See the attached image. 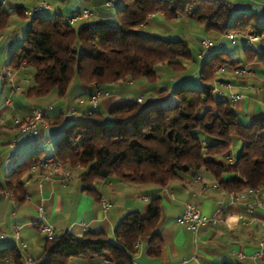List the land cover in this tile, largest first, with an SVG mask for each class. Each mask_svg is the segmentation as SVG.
I'll use <instances>...</instances> for the list:
<instances>
[{
    "label": "trees",
    "instance_id": "trees-1",
    "mask_svg": "<svg viewBox=\"0 0 264 264\" xmlns=\"http://www.w3.org/2000/svg\"><path fill=\"white\" fill-rule=\"evenodd\" d=\"M112 7L113 23L92 18L73 25L61 14L29 16L21 41L8 60L13 71L26 68L31 72L25 97L55 90L62 98L74 78L98 86L141 78L154 83L159 79L158 64L177 78L194 66L200 85L193 87L181 81L171 98L158 105L145 106L137 99L124 101L107 112L95 107L65 123L53 150L55 164L81 166V190L95 200H100L97 184L110 178L165 187L185 174L207 172L230 195L264 186V118L241 123L229 99L214 90L217 83L224 82L217 79L218 67L232 72L243 64L253 68L257 63L264 82V24L257 22L255 13H234L226 0H116ZM25 10L13 7L22 19L28 17ZM11 14L0 3V35ZM156 14L167 23H195L218 38L234 32L235 39L242 38L244 58L232 59L217 48L203 60L198 57L199 49L193 59L189 43L182 37L142 32L141 25ZM248 36L256 37L251 45L246 44ZM166 93L161 89L157 97ZM27 121L19 122V126ZM236 140L240 149L230 162V148ZM42 151L29 153L15 165L0 181V190L24 198L21 178L32 167L42 166ZM227 174L231 177L224 179ZM160 203V197L155 196L144 215L127 212L115 226L112 239L94 230L55 235L44 241L40 256L33 260L37 264H69L71 260L88 263L106 259L113 264H131L135 243L142 237L155 247L149 254L157 255ZM0 264H23L22 253L14 244L2 247Z\"/></svg>",
    "mask_w": 264,
    "mask_h": 264
},
{
    "label": "crops",
    "instance_id": "crops-1",
    "mask_svg": "<svg viewBox=\"0 0 264 264\" xmlns=\"http://www.w3.org/2000/svg\"><path fill=\"white\" fill-rule=\"evenodd\" d=\"M231 3L234 13L254 12L259 24H264V0H226ZM42 2L50 6L48 10H38L33 14L53 16L61 14L65 18L80 12L83 9L92 11L97 22L113 23L115 21L114 7H105L104 0H7L0 3L4 10L14 6L28 9ZM16 15V14H15ZM17 16V15H16ZM19 19L21 17L17 16ZM174 20L172 25H174ZM191 32H200L195 23L183 21ZM9 24L0 39V69L8 62L13 49L21 41L22 34L16 33ZM165 26L169 31L171 27L158 15H152L141 29L147 30L151 35H156L157 27ZM174 30V28H173ZM176 30V29H175ZM157 32V33H156ZM196 34V33H195ZM196 34V39L215 36ZM242 41V38H236ZM223 40L219 49H224ZM242 43V42H241ZM224 44V45H223ZM243 44V43H242ZM256 46V42L253 43ZM242 47H244L242 45ZM261 67L256 63L253 74L247 77L234 75L223 70L217 76L221 82L230 83L225 87L221 83L218 87L226 94H238L240 97L232 107L237 114H244L248 122L264 118V82L261 79ZM257 75H259L257 77ZM31 72L26 68L14 71V91H10V84L0 85V181L9 174L17 161L26 158L29 152L43 150L44 143L49 138L61 136L60 128L65 123L83 116L91 110L89 97L93 85H86L74 78L69 83L66 93L53 104L47 103L42 107L31 106V97H25L24 91L31 84ZM263 77V75H262ZM186 79L170 74L167 81L159 79L148 83L145 79H125L123 81L99 86L106 95L101 96L96 110L107 112L114 105L141 98L145 106H154L171 98L173 88ZM252 86V87H251ZM161 89H166L164 97H157ZM11 96L12 105L5 104V98ZM162 102V103H163ZM34 107L45 109L43 112L44 125L38 127L36 132L26 134L21 130L19 122L30 118ZM17 116L19 122L15 123L11 117ZM13 139L16 143L10 146ZM239 142L238 140H236ZM56 142V141H55ZM24 145L23 153L13 156V150L18 145ZM232 147L228 161L233 162L237 156L232 154ZM52 158L53 153L42 156ZM81 166L71 167L68 163H56L47 166L32 167L21 178L25 196L16 200V210L12 215L11 203L2 198L0 190V232L10 233L12 223L19 225L20 251L23 255L36 259L40 256L45 241L41 225L50 224L55 235L70 232L80 235L85 230L103 231L111 239L113 230L120 219L129 211H138L144 215L152 197H160V217L157 232L161 240L157 255L149 254L155 249L150 245L147 237L140 238L131 255V264H176L181 260H188L187 264H264L257 263L251 257L257 249L258 243L264 240V206L254 205L252 212H246L242 201L232 200L230 194L223 191L212 176L201 172L194 176L185 174L180 179L170 182L165 187L140 185L110 178L99 182L96 186L100 200L93 199L81 190ZM231 177L224 175V179ZM11 192V191H10ZM107 201L109 209L103 212L101 202ZM195 204L207 216H215L216 221L202 224L196 233H192L186 226L177 220L180 217L184 204ZM45 212L42 222L38 207ZM252 218L245 222L241 217ZM14 244L12 240L0 238V248ZM238 253L244 257L239 258ZM97 262H88L94 263ZM69 264H85L71 260Z\"/></svg>",
    "mask_w": 264,
    "mask_h": 264
},
{
    "label": "built area",
    "instance_id": "built-area-1",
    "mask_svg": "<svg viewBox=\"0 0 264 264\" xmlns=\"http://www.w3.org/2000/svg\"><path fill=\"white\" fill-rule=\"evenodd\" d=\"M7 0H3L5 2ZM116 0H105L103 5L105 7H112L114 5ZM50 9V6L42 2L41 4L37 6L30 7L24 11V14L26 16H31L35 11L38 10H48ZM11 8L6 9V12H10ZM95 16V14L90 11L89 9H83L80 12L70 15L66 17L67 21L70 24H76L77 22L83 21V20H89L92 19ZM235 37L236 34L234 32H228L220 36L218 39H211L208 37L201 38L199 40V53L198 57L203 60L207 58L210 54H212L217 48H219L222 44L223 40H229L231 43L235 42ZM1 39V36H0ZM256 40L255 36H248L246 40V44L251 45L253 41ZM224 67H218V71H223ZM235 75L241 76V77H247L253 74V68L249 64H243L241 66L236 67L232 71ZM13 79H14V71L12 68L8 65V62L5 63V65L0 69V85H3L5 83L10 84V91H14L15 87L13 85ZM225 87H229L230 83L228 82H223L221 83ZM93 91L92 94L89 97V102L91 109H94L101 98V96L106 95L107 92L103 91L98 85H93ZM252 87V86H251ZM220 96H225L229 99L231 103H234L238 100L240 95L238 94H225L222 89L218 87V83L215 85L214 89ZM138 102H141V98L137 99ZM5 104L11 106L12 105V98L11 96H7L5 98ZM45 109H41L38 107H34L31 110V115L28 121L21 126V130L25 132L26 134H30L33 132H36L38 127L41 125H44L45 123L43 122V112ZM11 119L15 122H19V118L17 116H12ZM3 123V119L0 118V124ZM16 143V139H13L12 143L10 146H13ZM55 164V160L53 158H45L42 161L43 166L47 165H53ZM1 196L4 199H7L12 206V212L11 214L13 215L15 210H16V200L12 192L8 190H2L1 191ZM230 198L232 200L236 201H242L244 204V208L246 212H252L254 205H263L264 206V186H260L257 188H246L243 191L239 192L238 194H231ZM110 207V204L107 201H102L101 202V209L103 212H106ZM38 212L40 214V218L42 222L45 220V212L42 207H38ZM245 222H250L252 218H245L241 217ZM217 219L215 216H207L204 215L200 209L193 203L187 202L184 204L183 211L178 218V222L186 228H188L192 233H196L198 228L202 224L210 223V222H215ZM41 230L44 234L45 240H51L55 237L54 229L53 227L48 224V223H43L41 225ZM0 238L4 240H12L16 248L20 251L19 244L21 242L20 237H19V225L17 223H12L11 225V232L10 233H3L0 232ZM239 258H243L244 256L240 253H238ZM251 257L253 260H255L257 263H264V240H261L258 243L257 249L252 253ZM22 261L23 264H37L36 261L33 260L30 256L23 255L22 254ZM188 260H181L180 262L176 264H187ZM85 264H113L111 261L103 259L94 263H85Z\"/></svg>",
    "mask_w": 264,
    "mask_h": 264
},
{
    "label": "rangeland",
    "instance_id": "rangeland-1",
    "mask_svg": "<svg viewBox=\"0 0 264 264\" xmlns=\"http://www.w3.org/2000/svg\"><path fill=\"white\" fill-rule=\"evenodd\" d=\"M115 14V13H114ZM11 20H12V25L11 27L16 31V33L22 34L24 33V31L27 28V22L29 20V17L25 18V19H19L15 14H11L10 15ZM169 27H171L172 31H169L165 26H159L157 27V31L156 33L160 36L163 37H168V38H172L173 35H177L179 37H182L183 39H185L186 41H188L189 46H190V50L192 53V57L193 59H196L197 53L199 51V40L196 39V34L201 35L203 37L204 36H209L208 34H206L205 32H203L202 30L200 32H191V36H190V31L188 30V26L186 24H184L183 21L179 20V21H175L174 25H172V23H167ZM174 28V30H173ZM176 29V30H175ZM147 30H142L143 33H148L146 32ZM196 33V34H195ZM200 36V37H201ZM242 41L240 39H237L236 42L231 43L230 41H228L227 43H225L224 45V50L226 52L229 53V56L232 59H243L244 58V52H243V47H242ZM191 63V62H190ZM163 65H156V70L159 74V77L161 79H164L167 81V78L169 77V70L163 66ZM193 68L188 71L187 73H185L182 77L186 79L182 80V82L185 85H193V87H198L200 85V83H198L199 79H198V74L196 72V68L194 66H192ZM263 75V73H260ZM261 75V79H263ZM259 75H257L256 79L259 78ZM226 94V92H224ZM58 99L57 95H56V91L52 90L50 93L43 95V96H39V97H31L29 100V104H31V106L33 105H37L38 107H42L44 105H46L47 103H54L56 100ZM238 120L241 123H247V121L244 119L245 115L244 114H238ZM59 138V137H58ZM56 138V140L58 139ZM55 138H49L45 141L44 146H43V151L41 153L42 156L44 155H48L53 153V150L55 148ZM232 154L236 155L239 152L240 149V143L235 141L232 144ZM23 149H24V145L22 144L21 146L18 145L14 150H13V156L15 157L16 154L19 155L18 159L21 157V153H23ZM25 150V149H24ZM30 153V152H29ZM21 161H17L16 163H20ZM4 178L2 177V180Z\"/></svg>",
    "mask_w": 264,
    "mask_h": 264
}]
</instances>
